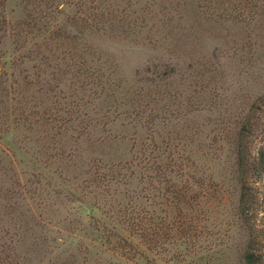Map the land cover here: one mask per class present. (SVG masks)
Returning a JSON list of instances; mask_svg holds the SVG:
<instances>
[{
	"label": "rangeland",
	"instance_id": "rangeland-1",
	"mask_svg": "<svg viewBox=\"0 0 264 264\" xmlns=\"http://www.w3.org/2000/svg\"><path fill=\"white\" fill-rule=\"evenodd\" d=\"M0 2L9 24L35 20L37 29L20 34L29 41L15 53L23 62L14 64L8 56L24 43L16 45L0 23V263L247 264L250 251L264 264V173L249 171L243 191L232 142L245 123L249 160L264 154V0H75L65 8L63 0ZM57 22L65 26L42 34ZM77 57L102 78L91 81L82 69L74 75L83 66L71 62ZM40 68L46 71L37 76ZM159 154L176 164L163 184L145 182L129 165L136 171L130 185L93 193L105 206L94 213L99 231L84 222L64 252L54 239L74 227L66 212L18 193L39 178L33 171L50 201L97 166L113 169L131 158L144 164ZM170 183L193 187L182 210L167 202ZM64 197L52 199L65 206ZM130 202L154 214L149 243L115 218L116 206ZM106 231L111 240L98 237ZM126 247L134 259L123 255Z\"/></svg>",
	"mask_w": 264,
	"mask_h": 264
},
{
	"label": "trees",
	"instance_id": "trees-1",
	"mask_svg": "<svg viewBox=\"0 0 264 264\" xmlns=\"http://www.w3.org/2000/svg\"><path fill=\"white\" fill-rule=\"evenodd\" d=\"M90 2H92V0H90ZM75 0H63V2H61L62 8L67 7L70 4H75ZM0 4H3L2 2H0ZM60 4H57L55 6V9L58 12L62 11V8H59ZM89 9H92V7H96L95 5L91 7V4L88 5ZM2 8L0 9V23H6L7 25H9L10 29H12L13 34H11V36L16 40L15 44H19V43H24L23 45H17V47H14V51L12 53V58L11 56L10 59H12V62L14 61V64L16 61L21 60L23 62L25 56L22 55L21 57H19L18 53L19 50L23 49V46L26 45L28 43V39H23L21 40L20 34L25 32L26 34L24 35V37L27 38V34H30L34 31H37V29L35 30L36 24L34 22H36L34 20V22H27L26 20L24 21H18L15 24H9V22H7L6 17L4 15V13L2 12ZM96 10L98 11V9L96 8ZM100 14H104L103 12H100ZM98 14L93 13L91 16H86L85 18V23L88 24V26H92L93 20L91 18H93V16H96ZM5 24V25H6ZM61 25L65 26V23L62 24L60 22H57L55 24V26L50 25L48 26L47 30H43L42 34H49L47 33V31L54 29V31H60L62 29ZM17 28V29H16ZM16 29V32H15ZM39 30V29H38ZM15 32V34H14ZM73 33L75 34L76 32L73 31ZM14 40V41H15ZM22 47V48H21ZM20 58V59H19ZM80 58H74L71 62L74 63V65L76 63L80 64L82 63V67L81 68H76L74 75L76 73H78V71L80 69H82L83 74L86 75L90 78L91 81H94L96 79H100L102 78V75L104 74L102 72V70H99L100 68H97L93 63H91L90 61L84 59V60H79ZM39 68V67H36ZM44 70L43 68H40V72L39 75L37 74V76H40L41 73H43ZM143 112H140V110H136V113L134 115L135 119L137 120H141L143 117ZM145 120L150 122L152 124V116L147 115L145 116ZM55 119V118H54ZM77 119V118H73V119H69L68 123L71 122L72 120ZM249 119H247L248 121ZM61 123L63 124L62 126L65 127V122L67 120L64 119H60ZM17 122V121H16ZM243 123V122H242ZM239 129L235 132L234 135V139H233V146L235 149V153H236V158L234 163L236 164L237 168H236V176L238 178V182L241 184L242 186V190L244 191L245 189V181L247 179V174L248 172H252L254 177H258L261 176L262 173H264V154L261 153L260 157L256 160L252 159L249 160L248 157V152H247V147L245 144V138L246 136V128L249 125L245 126L243 124L239 125ZM67 127H69L67 125ZM143 153V151L141 152ZM141 158V157H140ZM144 158V157H142ZM156 158L158 159V161H156ZM167 155H161L159 154L158 156L154 157L153 160H151L150 158H147L146 162L144 164L141 163L140 159H138V161H134L132 158L124 163V164H120L119 166H115L112 168H106L103 166H97L95 168V170L90 173L87 178H85L84 180H82L83 182L79 183V184H74L73 187H71V189H69V192H57L55 190V194H52V197H50V201H49V197H48V193H45V189L41 188V193H39L40 188L36 187L37 184H39L43 178V176L41 175V173L39 172H30L31 175L35 174V175H40L39 178H37L36 181H30L27 184V181L24 185V188L20 187V190H18V193L21 195L24 194V192L29 193L30 197L32 198V200L34 199V196L38 195V205L39 206H43L45 204H49L52 205L53 207L58 208L60 211L64 210L66 212V215L64 217V221H66V224H73L74 227L71 228L69 231H65V230H58L59 236L61 239L59 240L58 237L55 238V246L58 249H61L62 252H64L65 249L68 248L67 244H72L74 242H77L76 239L73 236V232L77 231V230H81L83 229L84 226H86L84 224V222H88V225L92 226L94 224V221L96 220L94 217V213L95 211H97L98 209L103 210L105 206H98L96 205L95 199L97 198L96 195H93V193L96 191V189H108L109 186L111 185H115V184H121V185H130V182L128 179H126L127 177H129V179L133 176H135L136 171L132 170L129 165L132 166H138L141 169V172L138 173L140 175V178L143 179L145 182H149V183H158L159 185L163 184V180L165 179V177L167 176V174L169 172H171V166H175L176 164L173 161H166ZM155 159V160H154ZM171 162V164H170ZM100 169H102L103 171H101ZM120 169H129L130 173L129 175L127 174H122L120 173ZM251 169V170H248ZM35 172V173H34ZM117 172V173H116ZM176 176H181L183 177L184 175L182 174H178ZM150 180V181H148ZM44 183V182H43ZM49 182L45 181V185H47ZM203 185H201V190H200V194L206 195V185L205 183H202ZM169 186H173L172 189L170 190V194L171 197L167 199L168 204L171 207H176L177 210H182V206H180V204L184 203L187 204V201L190 197L191 192L193 191V187L191 189H189L187 186L184 187V189L180 188L179 185H175L174 183H170ZM26 187V189H25ZM55 188H57V186H54ZM25 189V190H24ZM161 192V190L159 191ZM39 193V194H38ZM61 194H63L64 200L66 205H60L59 203L57 205L56 202H54V200L52 198H54L55 196L58 197ZM92 194V196L90 195ZM242 197L244 196V193L242 192ZM92 199L93 202L90 200ZM89 202V203H88ZM118 206V205H117ZM116 206V212H115V218L117 217V221L119 224H122V227L124 230H126L125 232H128V234H130L131 236H136L138 237L143 243H149V241L151 240L150 236L152 234H154V229L151 226L152 221L154 220V214L149 213L148 210L146 209V207L141 206V208H135V204H133L132 202H130L129 204L127 203L125 206H122L121 204L117 207ZM113 208H110V211H112ZM111 215V213H110ZM90 219V220H89ZM96 222V221H95ZM185 224V221H184ZM183 224V225H184ZM182 225V226H183ZM177 226H180L179 222H177ZM177 226L175 227V233L178 230ZM92 228H94V232L95 231H99V225L96 223L94 226H92ZM158 227V230L159 231ZM160 232H157V236L158 238L161 237L162 234H159ZM110 233H108V231L106 232H100L98 237L102 238H106L107 240H111L110 237ZM109 238V239H108ZM122 236H120L119 238L115 239V245L110 249V251L113 250H117L121 241H122ZM126 241V238L124 239ZM140 244V243H138ZM78 249V248H77ZM131 247H126L124 249V251H126L125 253H123V255L128 259H134V253L133 250H131ZM127 253V254H126ZM258 256L255 255L253 252L250 251H246L244 254V261L247 264H255V261L257 260ZM3 264V263H0ZM7 264H12V261L10 259H8ZM73 264V263H70Z\"/></svg>",
	"mask_w": 264,
	"mask_h": 264
}]
</instances>
